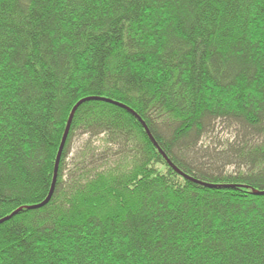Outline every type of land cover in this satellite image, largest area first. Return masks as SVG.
<instances>
[{"label": "trees", "instance_id": "16d2710c", "mask_svg": "<svg viewBox=\"0 0 264 264\" xmlns=\"http://www.w3.org/2000/svg\"><path fill=\"white\" fill-rule=\"evenodd\" d=\"M88 97L199 183L88 101L27 209ZM253 190L264 0H0V264H264Z\"/></svg>", "mask_w": 264, "mask_h": 264}, {"label": "water", "instance_id": "95a60500", "mask_svg": "<svg viewBox=\"0 0 264 264\" xmlns=\"http://www.w3.org/2000/svg\"><path fill=\"white\" fill-rule=\"evenodd\" d=\"M103 101V102H106V103H110V104H113V105H116V106H119L123 109H125L126 111H128L129 113H131L132 115H134L137 120L142 124L143 126V129L145 130L147 136L149 137V139L152 141L154 147L159 151V153L162 155V157L165 159V161L167 162V164L177 173L179 174L181 177H183L184 179H187V180H190V181H194L195 183H199L195 180H193L192 178H190L189 176L181 173L171 162L170 160L167 158V156L163 153V151L159 148L158 144L155 142V140L153 139L151 133L149 132L147 126L145 125V123L137 116V114L131 110L130 108L122 105V104H119L117 102H113L111 100H108V99H104V98H98V97H88V98H84L82 100H80L79 102L76 103V105L73 107V109L71 110L69 116H68V119H67V122H66V125H65V128H64V132H63V135H62V138H61V142H60V145H59V148H58V152H57V156H56V160H55V165H54V175H53V180H52V184H51V188H50V191H49V194L47 196V198L40 204L38 205H35V206H31V207H27V209H37V208H40L42 206H44L46 203L49 202V200L51 199L52 195H53V192H54V188H55V183H56V178H57V172H58V165H59V162H60V158H61V154H62V151H63V148H64V145H65V142H66V139L68 137V133H69V129H70V126H71V122H72V119H73V116H74V113L76 111V109L81 105L83 104L84 102H88V101ZM201 184V183H200ZM202 185H205L207 186L208 188H230L232 186H226V185H207V184H202ZM253 193L255 195H264V191H256V190H253ZM21 209H18L16 211H14L11 215H9L8 217H5L3 219L0 220V224H2L3 222L9 220L11 217H13L14 215H16Z\"/></svg>", "mask_w": 264, "mask_h": 264}, {"label": "rangeland", "instance_id": "374dc122", "mask_svg": "<svg viewBox=\"0 0 264 264\" xmlns=\"http://www.w3.org/2000/svg\"><path fill=\"white\" fill-rule=\"evenodd\" d=\"M86 136H77L75 135L73 140H72V144H71V147H72V152L74 153L81 145L82 143L86 140Z\"/></svg>", "mask_w": 264, "mask_h": 264}]
</instances>
